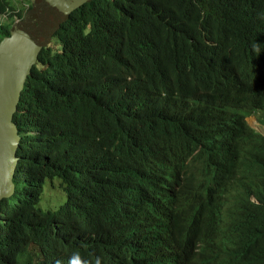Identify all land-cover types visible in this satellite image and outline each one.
Returning <instances> with one entry per match:
<instances>
[{"label": "trees", "instance_id": "1", "mask_svg": "<svg viewBox=\"0 0 264 264\" xmlns=\"http://www.w3.org/2000/svg\"><path fill=\"white\" fill-rule=\"evenodd\" d=\"M24 1L0 0V44L46 10ZM256 111L264 123V0H87L14 115L0 264H264Z\"/></svg>", "mask_w": 264, "mask_h": 264}, {"label": "water", "instance_id": "2", "mask_svg": "<svg viewBox=\"0 0 264 264\" xmlns=\"http://www.w3.org/2000/svg\"><path fill=\"white\" fill-rule=\"evenodd\" d=\"M46 10L35 21L16 25L14 38L0 44V201L15 192L14 177L21 136L14 115L22 91L41 50L46 47L65 17L87 0H44Z\"/></svg>", "mask_w": 264, "mask_h": 264}, {"label": "clouds", "instance_id": "3", "mask_svg": "<svg viewBox=\"0 0 264 264\" xmlns=\"http://www.w3.org/2000/svg\"><path fill=\"white\" fill-rule=\"evenodd\" d=\"M15 6H16V12H18L19 9H23L24 6L21 5V3H17L15 2L14 0H11ZM25 9V8H24ZM9 10V9H8ZM3 18H6V16L4 15H0V22H3L2 19ZM21 19H17L15 22L18 23ZM247 118L249 116H255L257 119H258V122L260 123V125H262L264 127V123H262L260 121V118H261V112H252V113H249L248 115H246ZM247 118H246V121H247ZM248 123V121H247ZM249 124V123H248ZM250 126V125H249ZM252 127V126H251ZM57 264H59V262H57ZM97 264H99V261L97 260ZM158 264H180L178 261H175V260H166V261H163V262H159Z\"/></svg>", "mask_w": 264, "mask_h": 264}, {"label": "rangeland", "instance_id": "4", "mask_svg": "<svg viewBox=\"0 0 264 264\" xmlns=\"http://www.w3.org/2000/svg\"><path fill=\"white\" fill-rule=\"evenodd\" d=\"M2 21L5 22L6 18H3ZM247 121L250 126H252L254 129L264 134V127L260 125V123L258 122V119L255 116H249L247 118Z\"/></svg>", "mask_w": 264, "mask_h": 264}, {"label": "built area", "instance_id": "5", "mask_svg": "<svg viewBox=\"0 0 264 264\" xmlns=\"http://www.w3.org/2000/svg\"><path fill=\"white\" fill-rule=\"evenodd\" d=\"M17 3H21L22 6H24V8L27 10L29 9V5L27 3H25L24 0H14Z\"/></svg>", "mask_w": 264, "mask_h": 264}]
</instances>
